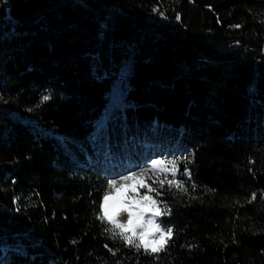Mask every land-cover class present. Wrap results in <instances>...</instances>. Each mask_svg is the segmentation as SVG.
I'll list each match as a JSON object with an SVG mask.
<instances>
[{"label":"trees","instance_id":"obj_1","mask_svg":"<svg viewBox=\"0 0 264 264\" xmlns=\"http://www.w3.org/2000/svg\"><path fill=\"white\" fill-rule=\"evenodd\" d=\"M153 160L159 260L96 219ZM0 264H264V0H0Z\"/></svg>","mask_w":264,"mask_h":264},{"label":"snow or ice","instance_id":"obj_2","mask_svg":"<svg viewBox=\"0 0 264 264\" xmlns=\"http://www.w3.org/2000/svg\"><path fill=\"white\" fill-rule=\"evenodd\" d=\"M153 11H159V9L154 8ZM160 15H164V13L160 12ZM177 19H180V17L177 16ZM234 27L240 26L235 25ZM48 99V96L43 97L45 101ZM184 159L187 160V157ZM158 165H164L165 167L161 170L164 172L171 171L173 175H175V172L178 170L177 160H153L151 165L141 169L140 173L131 172L129 175L121 177L125 182L135 181V186L132 184H118L116 179H109L107 181V190L102 198V203L98 206L99 212L102 213V215H97L96 217L102 224L107 223L113 226L105 227L103 229L105 234H110L112 239L119 237L127 246L134 247L137 252L143 248L146 254L154 256L156 260L160 259L158 254L167 250L168 244L174 237L173 228L165 226L162 220L157 219L163 215H170L171 209L162 200L160 203L164 205L163 208L158 207L157 199L149 195V193H156V196H161L162 192L160 189L164 188L165 181L163 179L153 180V184L159 183L160 189L154 188L144 182V173H147L150 169H155ZM167 165H171L172 168L169 169ZM183 175L189 177V179L191 178V171L187 168V165H185ZM148 178L151 179V177ZM166 182L169 190L176 187L180 192H188V188L185 186L183 180L168 179ZM125 186L133 193L136 192L137 188H147L148 192L139 196V199L134 195L120 197L118 194ZM192 187L195 189V184H193ZM255 199L256 194L253 193L251 200ZM121 209L128 213L126 224L120 223L116 219L115 213ZM146 213H151V215L147 217L146 222L142 223ZM116 229L120 231L117 232ZM138 229H140V231H138ZM137 240L139 243H136ZM105 247H107V245H105ZM113 254H115V252Z\"/></svg>","mask_w":264,"mask_h":264},{"label":"rangeland","instance_id":"obj_3","mask_svg":"<svg viewBox=\"0 0 264 264\" xmlns=\"http://www.w3.org/2000/svg\"><path fill=\"white\" fill-rule=\"evenodd\" d=\"M118 94H119V91H116V92H115V97L118 96ZM135 184H136V183H135ZM135 184H133V186H135ZM146 193H147V192H146ZM144 194H145V193H142V192H141V188H137L136 192L133 193V192H131V190H130L128 187H124L123 190H122L118 195H119L120 197H124V196H128V195H134V196H136L137 199H139V196H142V195H144ZM149 195H152L155 199H157L153 194L149 193ZM157 201H158V199H157ZM157 206L163 208V206L160 204L159 201H158ZM110 211H111V209H110ZM115 215H116V219H117L118 222H120V223H125V224L127 223V220H128V213H127V211H124L123 209H121V210H119L118 212H116ZM150 215H151V213H146V214H145V218H144V220L142 221V223L146 222L147 217L150 216ZM164 217H165V215H163L162 217H159V218H157V219H158V220H162V221H163V224H164L165 226H167V225L164 223ZM118 230H119V229H118ZM119 231H120V230H119ZM138 231H140V229H138ZM129 234H130V233H129ZM136 243H139V241L137 240Z\"/></svg>","mask_w":264,"mask_h":264}]
</instances>
